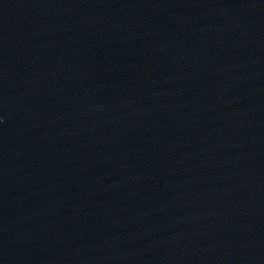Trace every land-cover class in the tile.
Instances as JSON below:
<instances>
[{"label": "water", "instance_id": "95a60500", "mask_svg": "<svg viewBox=\"0 0 264 264\" xmlns=\"http://www.w3.org/2000/svg\"><path fill=\"white\" fill-rule=\"evenodd\" d=\"M0 264H264V0H0Z\"/></svg>", "mask_w": 264, "mask_h": 264}]
</instances>
